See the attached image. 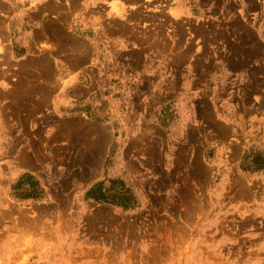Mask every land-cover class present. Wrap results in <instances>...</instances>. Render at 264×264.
<instances>
[{
    "label": "rangeland",
    "instance_id": "1",
    "mask_svg": "<svg viewBox=\"0 0 264 264\" xmlns=\"http://www.w3.org/2000/svg\"><path fill=\"white\" fill-rule=\"evenodd\" d=\"M31 1L45 21L67 9L70 38L45 37L27 14L2 56L14 63L0 94L48 96L6 116L16 129L11 147L0 137V264H264V62L230 67L237 17L215 27L198 7L177 16V0ZM114 2L140 11L125 24L141 37L125 49L146 46L158 80L173 79L163 65L178 55V93L132 94L139 78L108 62L88 19L110 27Z\"/></svg>",
    "mask_w": 264,
    "mask_h": 264
},
{
    "label": "crops",
    "instance_id": "2",
    "mask_svg": "<svg viewBox=\"0 0 264 264\" xmlns=\"http://www.w3.org/2000/svg\"><path fill=\"white\" fill-rule=\"evenodd\" d=\"M220 1L221 2H216V0H192V1L177 0L179 6L175 7V9H173V12L177 16H184V14L193 12V8L198 7L200 8L202 16L210 20L211 25H213L212 21L214 19H215L214 22L216 24L224 25L233 16L237 17V19L242 23L248 22L249 23L248 25L250 26L249 28L251 29L250 33H252L253 31L252 35L250 33H247L243 29L246 26H242V27L237 26L236 28H234L233 29L234 37L232 40L235 42L236 46L231 47L228 57L233 58L234 60H239L238 61L239 64H243V65L245 64L249 67L256 66L257 62L259 61L260 63H263L264 58L261 59V57H259L260 54L259 56H255L254 53L255 52L258 53V51H260V48H258V44L261 42L264 43V37H263L264 29L260 28L262 32L259 33L262 34V36H260V34L258 33L260 22L264 20V13H262V11L264 12L263 10L264 7L260 4L259 0H220ZM27 2L29 4L32 3L31 0H0V84L3 81L7 80L9 76L12 77L11 68H12V63H14V61L12 60V58L6 59L2 56L4 52H8L12 56V47L14 46V41H13L14 33L19 29L20 31L24 29V26H26V24L28 23L26 17L27 14L29 15L28 19H33L34 17L38 19L41 18V16L43 15V11L41 10L39 11L37 6L26 7ZM45 2L46 0H39L38 4L41 3L44 5ZM229 3H232L234 5L232 10L227 9L225 11L226 13L222 14L221 17L219 18L221 20H219L217 11H219L222 8V6H223L222 9L224 11V8L228 7L227 5ZM256 11H259L258 22H257V16L256 17L253 16L255 15L253 14V12ZM88 24L91 25L93 24L92 26L95 31L96 28L100 26L98 21L96 20L93 21L91 18L88 19ZM38 27L40 26L38 25ZM225 34H229V31H225ZM247 36H252V37L247 38ZM258 36H260V39L262 41L260 39H259L260 41L257 39ZM22 39L25 40L24 44L26 45V47L27 48L30 47L29 46V43L31 42L30 35L27 34ZM238 43H240V46L237 45ZM16 65L17 64H15L14 66ZM6 68H10V69L7 70ZM240 75H241L240 73L237 74L236 81L238 80V82H243V80L245 79L244 78L245 75L244 76H240ZM253 82H256V77L253 78ZM253 87H254L253 91H256L257 90L256 83H254ZM9 90H11V88H9L7 91ZM47 96H48L47 94L45 95L41 94L40 96L37 97L36 96L32 97L30 94H0V137L2 136L4 139L8 137V143H9L8 146L11 147L12 145V137L11 135L7 134V131H11L13 128L14 129L16 128L13 127V123L11 120L9 121L6 120L7 119L6 116H8L10 119L11 115L13 114L30 115L34 112L31 103L32 100L34 98L47 99ZM13 145H16L15 141ZM9 148L6 149L3 153L0 152V156L2 154H7L5 152H7ZM98 185H96V187H98Z\"/></svg>",
    "mask_w": 264,
    "mask_h": 264
},
{
    "label": "bare ground",
    "instance_id": "3",
    "mask_svg": "<svg viewBox=\"0 0 264 264\" xmlns=\"http://www.w3.org/2000/svg\"><path fill=\"white\" fill-rule=\"evenodd\" d=\"M54 1H51V2H54ZM77 1L78 0H70V6L76 7ZM135 1L138 2L139 0H135ZM56 2H58V1H55L54 6L55 5L57 6L58 3L56 4ZM93 2L95 3L98 1L95 0ZM63 3H62V5H63ZM49 4H51V3H47L46 6L50 7ZM51 6H53V5H51ZM232 6H233V4L230 5V7H232ZM44 7H45V5L43 6V8ZM58 7L60 9H58V10L56 9L57 13H58L57 19H55L53 21H49L50 19H47L45 21V19L41 18V19H38V22L41 25H43L44 29H46L45 37H47L49 39H55V38L60 37L61 39H63V41H66L65 40L66 38H70L69 37L70 35H67V33H66V26L68 23V19H67V16H65V15L68 12H66L67 9L64 12V10L61 9L62 7L60 4H58L57 8ZM39 9H40V7H39ZM51 10L53 11V8ZM128 10H126V6H124L123 4L121 5V4H118L117 2H114V4L112 5V8L110 10H108V12L110 13L109 16L110 17L112 16L111 18H112V20H114V23H111L110 27L107 26L108 24H103V26L100 25L96 28V32L98 34H100L101 37L104 40H106L107 42H109V44H110V47H108V49L110 50V57H109L108 62L113 67L119 69L121 71V73L123 72L122 74H124V76L128 75V74L132 75L131 73H134V75H136V77L139 78V81L136 83L135 86H133L132 94H146V93H148V94H176V93H178L179 88L181 87V85H180L181 79L179 76H177V74L180 70H178V65H177L178 63L175 62V61H179V59L177 58L178 55H174L173 57L172 56L168 57L167 59H169V60L172 59L173 62L170 61V63H168V64L164 63L165 65H163L164 67L166 66L164 73H167V75L168 74L175 75L173 77V79L171 77H169L165 80L164 79L158 80L159 75H158V73H156L155 70H153V68H155L154 63H149L150 60L147 59V57L145 55V52L148 50V48L146 46H144V48L142 46V48H140V49H138V48L137 49L132 48L129 50L125 49L128 42H132V41L137 42V40L141 37L140 32L135 30V28L130 27V26L125 24V22H127V21L133 22L132 20L135 19V16H137V15H135L134 12L131 11L130 12V16L132 17L131 18L132 20H131L129 18L130 16L127 17L128 14L126 13V11H128ZM137 11L135 10V12H137ZM99 12H100L99 17H102L105 14L101 10H99ZM139 12H138L137 17L139 19H141L143 17L139 16ZM230 26L234 29L237 26L242 27L244 25L240 24V22H237V23H231ZM215 27H219L218 24ZM233 29L231 31V34H233ZM243 29L247 33L251 32V30L247 27H244ZM252 33H250V34L252 35ZM223 34L225 35V31L223 32ZM251 37L252 36H247V38H251ZM33 40H35L34 37H33ZM229 42L231 43V47L236 46V44L233 40H230ZM69 44L79 46V42L77 43V42L71 41V40H70ZM263 46H262V51H261L262 53H264V47ZM1 54H2V52H1ZM87 54L80 55L71 64L74 66L84 65V63H86V61L89 59ZM254 54H258V53L255 52ZM227 59L231 65L230 66L231 68H233V69H244V70H247L249 73L251 72L250 68H248L247 65L239 64V62H238L239 60H234L233 58H230V57H227ZM236 65H239V66H236ZM147 66H149L150 71H152L151 75H149V74L147 75L145 73L147 71ZM257 67L260 68V71L262 72L260 74V76L264 75V65L263 66L257 65ZM173 68H176V71ZM206 72H207V70L202 72L200 75H197L199 77V79H197V80H199V81L202 80V76L206 75ZM44 74H46V77H48V76L51 77V75H52V73L50 71H46V72H44ZM184 81H185L184 84L185 85L187 84L189 86H190V84H194V83L197 84L194 81V79H193L194 82H192L191 78H188L187 80H184ZM256 81L259 82V79H257ZM248 93H249V91H248ZM248 93H246V94H248Z\"/></svg>",
    "mask_w": 264,
    "mask_h": 264
}]
</instances>
